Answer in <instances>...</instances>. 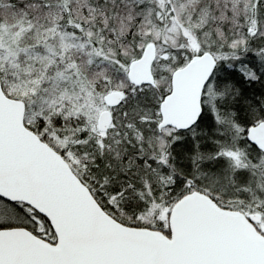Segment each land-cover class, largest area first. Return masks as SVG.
I'll list each match as a JSON object with an SVG mask.
<instances>
[{"label":"snow or ice","instance_id":"obj_1","mask_svg":"<svg viewBox=\"0 0 264 264\" xmlns=\"http://www.w3.org/2000/svg\"><path fill=\"white\" fill-rule=\"evenodd\" d=\"M0 264H264V0H0Z\"/></svg>","mask_w":264,"mask_h":264},{"label":"trees","instance_id":"obj_2","mask_svg":"<svg viewBox=\"0 0 264 264\" xmlns=\"http://www.w3.org/2000/svg\"><path fill=\"white\" fill-rule=\"evenodd\" d=\"M253 91H259V85H253L252 88L248 89L249 93H252Z\"/></svg>","mask_w":264,"mask_h":264}]
</instances>
